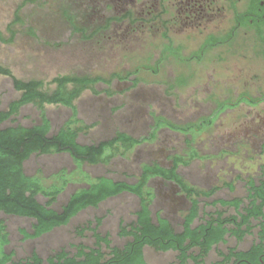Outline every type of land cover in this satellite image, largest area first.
<instances>
[{
	"label": "rangeland",
	"instance_id": "obj_1",
	"mask_svg": "<svg viewBox=\"0 0 264 264\" xmlns=\"http://www.w3.org/2000/svg\"><path fill=\"white\" fill-rule=\"evenodd\" d=\"M90 10L87 0H0V33L9 39L8 28L13 24L16 31L13 43L0 40V65L20 80H41L43 90L53 93L57 90V84L53 83L57 77L108 78L143 67L129 80H115L111 86L97 84L84 90L74 101L81 124L90 126L80 134L81 144H98L118 133L138 139L149 137L158 117L177 125L217 117L210 128L196 135L163 128L153 140L141 146L133 149L120 146L110 152L113 158L108 164H85L78 169L67 154L35 157L31 168L37 166L46 175L62 170L75 173L77 180L68 186L54 207L59 210L74 192L88 186L79 181V171L92 179L107 176L136 183L144 165L157 163L169 168L174 156H187L188 141H192L191 146L200 156L179 169L189 184L206 190L220 186L215 199L245 197V181L259 177L264 168V100L256 106L240 103L223 111L220 108L225 102L237 103L244 94L253 99L264 98V59L254 46L253 32L239 31L240 38H248L246 43L228 42L210 49L198 60L195 58L209 33L225 36L231 31V13L227 20L212 25L207 31H196L183 30L179 23L172 24V15L133 25L121 17L120 24L103 28L107 22L100 17L90 23ZM112 13L106 15L110 19L118 17ZM17 16L20 23H16ZM76 28H85V32L79 33ZM166 49L169 52L165 54ZM135 79H138L137 85ZM73 88V85L67 87ZM20 97L21 92L15 90L12 79L0 76V109L7 110ZM42 111L51 120L53 133L73 116L70 108L61 105H45L40 109L31 104L23 107L10 125L39 124ZM229 184L234 186V191L228 188ZM149 188L156 196L152 206L154 218L162 212L179 227L191 206L187 197L178 186L160 178L152 179ZM40 200L46 201L42 197ZM205 202L202 201L203 208ZM138 209L137 197L121 195L104 202L98 209L82 212L67 227L27 241L23 240L21 230L32 232V220L4 214H0V220L5 221L10 233L11 244L7 250L14 251L16 259L26 258L34 250L46 258L61 248L70 249L71 245L81 242L91 246L90 233L81 239L77 228L97 217L104 218L101 233H109L113 245L122 247L125 240L118 235L120 221H133ZM206 210L214 211V208L208 205ZM233 213L231 210L228 215ZM254 240L255 236H248L238 244L232 238L219 249L226 251L228 247L238 246L239 250H248ZM145 256L149 264H179L175 252L158 253L146 248ZM218 260L217 252L212 251L205 264H215Z\"/></svg>",
	"mask_w": 264,
	"mask_h": 264
},
{
	"label": "trees",
	"instance_id": "obj_2",
	"mask_svg": "<svg viewBox=\"0 0 264 264\" xmlns=\"http://www.w3.org/2000/svg\"><path fill=\"white\" fill-rule=\"evenodd\" d=\"M20 22L17 16L16 23ZM13 25L8 28L11 34L9 39H4L0 33V40L4 43L14 42L16 31ZM170 46L169 50L173 49ZM167 52L166 49L164 53ZM198 57H201L200 53ZM142 68L126 74L115 73L108 78L57 77L53 80L57 90L48 93L43 90V81L20 80L10 69L0 65V76L11 78L15 90L21 92L20 99L12 102L7 110L0 109V214L33 221L32 232L21 230L24 241L39 239L56 229L67 227L82 212L98 209L104 202L121 195H132L139 200L135 219L129 223L120 221L118 235L125 240L122 247L113 245L109 233H101L104 218L97 217L77 228V235L81 239L90 233L93 239L91 246L81 242L71 245L70 249L61 248L46 258L34 250L26 258L16 259V253L7 250L11 244L10 233L5 221L0 220V264H149L145 256L146 248L158 253L175 252L179 264H205L212 251H216L219 257L215 264H264V168L259 177H249L245 181V197L215 199L221 190L220 186L199 189L189 184L179 172L181 166H189L200 157L191 146L192 141H188L187 156H174L171 167L166 168L157 163L144 165L136 183L107 176L92 179L79 171V181L86 182L88 186L74 192L59 210L54 207L68 186L77 180L75 173L62 170L46 175L37 166L31 168L35 157L67 154L81 169L85 164H108L113 158L110 152L120 146L125 149L141 146L153 140L160 129L196 135L214 124L217 116L187 125H177L158 117L154 132L149 137L138 139L127 133H118L114 138L98 144H81L79 136L90 126L81 124L74 101L86 89L100 83L111 86L115 80H129L137 76ZM134 83L137 85L138 79ZM69 85L74 88L68 90ZM263 100L244 94L235 104H222L220 111L240 103L256 106ZM31 104L40 109L45 105H61L70 108L73 116L56 133H53L51 120L43 111L39 124L30 127L10 125L21 109ZM155 178L175 184L190 201V209L179 227L163 216L162 212H158L154 218L152 206L156 196L149 188V183ZM228 188L234 191L232 184ZM40 197L46 201L41 202ZM203 200L206 201L205 208L202 207ZM208 205L214 211H207ZM231 210L234 213L228 215ZM248 236H255L248 250H239L238 246L228 247L226 251L219 249L221 245H227L229 239L233 238L240 244Z\"/></svg>",
	"mask_w": 264,
	"mask_h": 264
},
{
	"label": "flooded vegetation",
	"instance_id": "obj_3",
	"mask_svg": "<svg viewBox=\"0 0 264 264\" xmlns=\"http://www.w3.org/2000/svg\"><path fill=\"white\" fill-rule=\"evenodd\" d=\"M87 3L91 9L88 16L90 23L100 17L107 22L103 28L118 24L121 17L133 25L172 15V24L179 23L183 30L207 31L212 25L227 20L231 13V31L225 36L209 33L198 52L201 57L195 59L201 60L210 49L234 40L238 45L246 43L247 37H239L241 30L253 32L254 46L264 59V0H87ZM110 11L119 18L110 19L106 15ZM76 31L84 33L85 28H76ZM245 33L249 34L247 31Z\"/></svg>",
	"mask_w": 264,
	"mask_h": 264
}]
</instances>
